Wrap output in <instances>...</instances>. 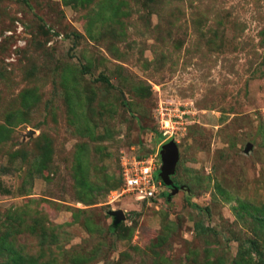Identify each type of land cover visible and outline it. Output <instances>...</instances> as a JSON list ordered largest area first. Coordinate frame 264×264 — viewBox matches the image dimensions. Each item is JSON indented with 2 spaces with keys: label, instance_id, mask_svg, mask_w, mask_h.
<instances>
[{
  "label": "rangeland",
  "instance_id": "obj_1",
  "mask_svg": "<svg viewBox=\"0 0 264 264\" xmlns=\"http://www.w3.org/2000/svg\"><path fill=\"white\" fill-rule=\"evenodd\" d=\"M0 264H264V0H0Z\"/></svg>",
  "mask_w": 264,
  "mask_h": 264
},
{
  "label": "built area",
  "instance_id": "obj_2",
  "mask_svg": "<svg viewBox=\"0 0 264 264\" xmlns=\"http://www.w3.org/2000/svg\"><path fill=\"white\" fill-rule=\"evenodd\" d=\"M170 122V121H169ZM168 121H162L164 126L159 131L160 136L167 138L176 134L178 121L169 124ZM155 155L146 156H126L121 160L120 170V194L132 196L135 200H151L156 197L162 190L160 178L158 176L161 163L158 164ZM158 171V172H156Z\"/></svg>",
  "mask_w": 264,
  "mask_h": 264
},
{
  "label": "water",
  "instance_id": "obj_3",
  "mask_svg": "<svg viewBox=\"0 0 264 264\" xmlns=\"http://www.w3.org/2000/svg\"><path fill=\"white\" fill-rule=\"evenodd\" d=\"M161 148L163 149V154L161 156V166L159 168L158 176L165 186L174 188L169 180V175L175 161L177 160V149L170 138L161 144ZM117 215L119 217L121 216L119 212H117Z\"/></svg>",
  "mask_w": 264,
  "mask_h": 264
},
{
  "label": "trees",
  "instance_id": "obj_4",
  "mask_svg": "<svg viewBox=\"0 0 264 264\" xmlns=\"http://www.w3.org/2000/svg\"><path fill=\"white\" fill-rule=\"evenodd\" d=\"M103 79V81H106V79L104 77H101Z\"/></svg>",
  "mask_w": 264,
  "mask_h": 264
},
{
  "label": "clouds",
  "instance_id": "obj_5",
  "mask_svg": "<svg viewBox=\"0 0 264 264\" xmlns=\"http://www.w3.org/2000/svg\"><path fill=\"white\" fill-rule=\"evenodd\" d=\"M161 181V180H160Z\"/></svg>",
  "mask_w": 264,
  "mask_h": 264
}]
</instances>
